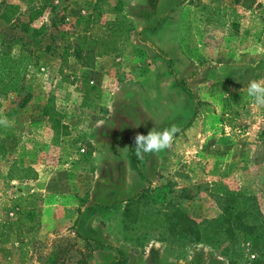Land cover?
Segmentation results:
<instances>
[{"label": "rangeland", "instance_id": "374dc122", "mask_svg": "<svg viewBox=\"0 0 264 264\" xmlns=\"http://www.w3.org/2000/svg\"><path fill=\"white\" fill-rule=\"evenodd\" d=\"M251 80L264 0H0V211L22 197L33 212H0V264H264ZM173 124L168 149L136 157V133ZM227 204L252 211L249 241ZM174 210L205 243L169 231Z\"/></svg>", "mask_w": 264, "mask_h": 264}, {"label": "trees", "instance_id": "16d2710c", "mask_svg": "<svg viewBox=\"0 0 264 264\" xmlns=\"http://www.w3.org/2000/svg\"><path fill=\"white\" fill-rule=\"evenodd\" d=\"M42 10H43V6L41 8L31 11L28 15L29 21L36 19L41 14ZM2 19L6 22L8 21V18H5L4 15ZM177 85L181 88H184L188 92V94L191 95L188 88H186L184 81L182 80L177 81ZM5 88L7 89L8 87H5ZM44 114L48 117L53 116L52 112H48V111L44 112ZM57 125H58V122L55 121L54 126H57ZM128 157L132 160L131 161L132 164L138 163L136 157L134 156L133 152L130 149L128 150ZM141 193L138 194L137 196L141 197L142 196ZM25 200L26 199L22 197L14 198L10 200L8 205L4 206L3 210H1L0 212L2 213V215H4V218H8L9 214H11L12 216H16V215L20 216L23 214L24 221L28 223L30 222L33 216V212H31L30 210L21 208V203L24 202ZM136 200L131 198L130 202H134ZM112 205L113 204L110 203L108 207ZM227 207L229 209H226L225 214H224L225 216H223L227 223V227H232V229L237 230L244 240L249 241L251 236L254 235L253 230L257 229L254 226V224L250 222L252 220L251 215H250L252 211H248L246 209H243L240 211H233L229 205ZM168 217L169 218L166 219L167 222L166 221L165 222L168 224V227H170L169 231L172 229H176L180 237L187 239L190 242L195 241L201 244V243H205L206 240L208 239L207 238L208 235L205 233L204 229L202 227H198L194 222L186 218V216H184V214L180 210H174V212H172V214ZM126 219L127 220L124 221L125 228L130 227L132 223L135 222L133 219H128L127 217ZM227 231H229V228H227ZM76 237L80 238L85 243L84 244L85 248L90 247L91 244H94L96 246L102 245L99 242H95L94 240H91L89 238H81L80 236H78L77 233H76ZM256 242L257 241L255 240L253 241V246L256 245L255 244Z\"/></svg>", "mask_w": 264, "mask_h": 264}, {"label": "clouds", "instance_id": "9594fccd", "mask_svg": "<svg viewBox=\"0 0 264 264\" xmlns=\"http://www.w3.org/2000/svg\"><path fill=\"white\" fill-rule=\"evenodd\" d=\"M247 95L254 105L264 107V81H249ZM179 131V128L173 124L161 130L151 129L147 134L136 133L133 148L136 157L143 158L146 153H158L168 149Z\"/></svg>", "mask_w": 264, "mask_h": 264}]
</instances>
